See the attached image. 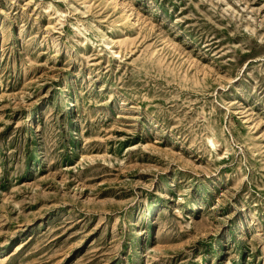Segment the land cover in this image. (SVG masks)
Masks as SVG:
<instances>
[{
	"label": "rangeland",
	"instance_id": "rangeland-1",
	"mask_svg": "<svg viewBox=\"0 0 264 264\" xmlns=\"http://www.w3.org/2000/svg\"><path fill=\"white\" fill-rule=\"evenodd\" d=\"M0 264H264V0H0Z\"/></svg>",
	"mask_w": 264,
	"mask_h": 264
},
{
	"label": "bare ground",
	"instance_id": "bare-ground-1",
	"mask_svg": "<svg viewBox=\"0 0 264 264\" xmlns=\"http://www.w3.org/2000/svg\"><path fill=\"white\" fill-rule=\"evenodd\" d=\"M71 104V103H70ZM209 122V121H208ZM209 126V125H208ZM215 140V139H214ZM210 142L212 143L213 141L210 140ZM217 143V142H216ZM214 146V145H213Z\"/></svg>",
	"mask_w": 264,
	"mask_h": 264
}]
</instances>
